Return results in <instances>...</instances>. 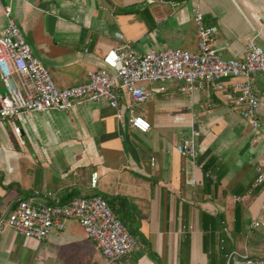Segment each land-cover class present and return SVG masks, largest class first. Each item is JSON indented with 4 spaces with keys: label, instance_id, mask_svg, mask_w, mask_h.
Masks as SVG:
<instances>
[{
    "label": "crops",
    "instance_id": "crops-1",
    "mask_svg": "<svg viewBox=\"0 0 264 264\" xmlns=\"http://www.w3.org/2000/svg\"><path fill=\"white\" fill-rule=\"evenodd\" d=\"M170 1L179 5L172 8L159 0H0V32L9 6L58 88L87 82V72L99 68L103 54L115 44L114 32L137 53L167 48L196 52V7L204 23L215 29L221 58L243 57L250 39L264 50V0ZM238 80L231 76L223 82L229 86ZM179 85L175 80L148 82L149 89L165 90L139 104L120 90L119 116L106 101L28 112L16 120L19 137L1 121L0 220L20 199L42 201L50 194L67 203L100 195L135 242L122 264H226L231 251L264 258V228H249L264 202L260 187L249 191L264 165V75L254 82L259 129L243 121L227 94L206 88L187 95ZM129 105L149 122L147 132L130 125ZM184 138L192 139L199 153L193 167L175 150ZM93 172L95 187L90 186ZM191 176L194 184L187 185ZM0 264L104 262L81 225L68 220L64 229H53L39 242L0 228Z\"/></svg>",
    "mask_w": 264,
    "mask_h": 264
},
{
    "label": "built area",
    "instance_id": "built-area-1",
    "mask_svg": "<svg viewBox=\"0 0 264 264\" xmlns=\"http://www.w3.org/2000/svg\"><path fill=\"white\" fill-rule=\"evenodd\" d=\"M159 1L172 8L179 5V2L170 0ZM4 12L7 22L0 32V122H8L18 137L20 127L16 120L22 114L66 111L78 104L106 101L119 116L120 90L127 92L131 102L139 104L152 93L165 90L163 86L149 89L146 83L167 80L179 82V91L187 95L206 88L221 91L231 98L243 121L254 129L261 126L254 82L256 76L264 75V50L250 39L243 57L221 58L214 45L215 29L204 23L197 7L193 13L196 52L167 48L137 53L130 41L120 32H114L116 42L103 54L101 66L87 72V82L66 88L55 86L45 66L32 53L19 26L10 16V7L6 6ZM231 76L241 80L227 86L223 81ZM205 106L199 104L198 108ZM128 110L130 125L139 132H147L149 122L133 114L130 105ZM175 150L192 167L198 163L199 153L192 139L179 140ZM150 165H155L153 160ZM206 175L211 176L208 172ZM96 180L97 172H93L91 187L96 186ZM185 183L193 185V176L186 178ZM257 187L264 191V165L257 170L249 191ZM37 193L35 191V195ZM47 196L48 200L42 201H34L33 198L18 200L8 215L0 220V228H10L39 242L46 239L53 229L62 230L68 220H75L86 236L94 241L104 264H122V259L133 251L135 242L132 235L102 196H78L67 203H60L50 194ZM234 198L242 200L241 196ZM261 209V214L250 222V229L264 228V202ZM226 264H264V258L231 251L226 256Z\"/></svg>",
    "mask_w": 264,
    "mask_h": 264
},
{
    "label": "trees",
    "instance_id": "trees-1",
    "mask_svg": "<svg viewBox=\"0 0 264 264\" xmlns=\"http://www.w3.org/2000/svg\"><path fill=\"white\" fill-rule=\"evenodd\" d=\"M109 205V204H108ZM110 206V205H109ZM111 208V207H110ZM112 209V208H111Z\"/></svg>",
    "mask_w": 264,
    "mask_h": 264
}]
</instances>
